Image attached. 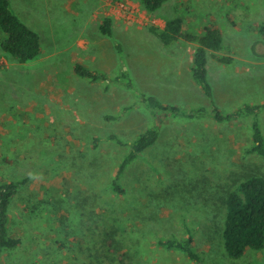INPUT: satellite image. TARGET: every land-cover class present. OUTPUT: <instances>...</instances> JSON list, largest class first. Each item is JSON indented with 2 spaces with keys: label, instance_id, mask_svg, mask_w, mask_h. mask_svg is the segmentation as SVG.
Instances as JSON below:
<instances>
[{
  "label": "rangeland",
  "instance_id": "374dc122",
  "mask_svg": "<svg viewBox=\"0 0 264 264\" xmlns=\"http://www.w3.org/2000/svg\"><path fill=\"white\" fill-rule=\"evenodd\" d=\"M10 2L43 50L22 64L0 47V174L27 180L10 212L11 233L22 244L5 252L2 264H192L157 245L189 229L206 264H264V250L232 260L222 242L223 199L247 176L264 175V158L244 153L253 119L216 122L192 76L197 44L166 47L149 31L179 15L193 33L208 23L220 28L219 55L233 61L209 53L208 81L215 105L230 112L264 102V40L256 28L264 0H243L239 8L167 0L155 14L140 0ZM105 17L114 20L111 36L99 30ZM4 38L0 31V43ZM77 64L109 80L81 78ZM123 70L131 88L117 80ZM143 95L182 113H153ZM198 108L206 114L183 117ZM259 119L264 131V112ZM155 125L159 140L128 167L125 193L116 194L112 183L129 148L111 137L131 142Z\"/></svg>",
  "mask_w": 264,
  "mask_h": 264
},
{
  "label": "trees",
  "instance_id": "16d2710c",
  "mask_svg": "<svg viewBox=\"0 0 264 264\" xmlns=\"http://www.w3.org/2000/svg\"><path fill=\"white\" fill-rule=\"evenodd\" d=\"M224 1L233 8H239L243 5V0ZM166 2L167 0H140L143 8L150 14L157 13ZM113 24V18L105 17L99 26L100 33L111 36ZM256 28L264 38V22ZM0 31L5 37L0 43L2 51L17 62L22 64L30 62L42 53L41 36L20 19L12 9L10 0H0ZM149 31L166 47L173 46L179 41L197 44L194 51L192 76L211 100L210 102L214 106L212 114L215 121L226 123L251 117L253 119L250 127L251 144L244 150V153L264 158V131L259 119V116L264 112V102L258 104L245 103L233 111L223 113L215 105L213 99V90L208 81L209 53H213L215 59L220 63L230 64L233 61L232 58L219 55L225 50L222 30L216 27L214 23H208L201 29L200 33H193V27L185 28V19L179 15L166 18L164 26L151 25ZM74 73L91 82L109 80L106 73L94 71L82 64L74 66ZM122 79H126L128 88L132 87L130 76L124 70L117 77L118 81ZM143 102L148 103L153 113L156 111L157 113L172 112L174 115L182 113L181 109L164 104L152 96L143 95ZM131 109L132 107H126L124 111L129 112ZM204 109L198 108L197 111H191L183 117L194 119L197 115L204 116L206 114ZM109 119H114V117H109ZM159 129V126L155 125L131 142L123 141L117 136L111 137L117 143L129 148V153L120 163L112 183L113 191L116 194L125 193V188L121 184L123 174L132 163L157 143L160 138ZM26 182L27 180H6L0 174V264H2V257L5 252L15 251L22 244V240L11 233L10 212L14 198ZM223 204L225 212L222 242L228 257L232 260H242L251 251L264 250V175L252 174L247 176L225 196ZM193 231L189 229L182 239L160 238L157 245L168 251L182 252L192 264H206L202 254L198 252L196 235ZM106 243V246L115 252L114 240L108 239Z\"/></svg>",
  "mask_w": 264,
  "mask_h": 264
},
{
  "label": "crops",
  "instance_id": "0c3cea01",
  "mask_svg": "<svg viewBox=\"0 0 264 264\" xmlns=\"http://www.w3.org/2000/svg\"><path fill=\"white\" fill-rule=\"evenodd\" d=\"M263 38V37H262ZM263 40H264V38H263Z\"/></svg>",
  "mask_w": 264,
  "mask_h": 264
}]
</instances>
